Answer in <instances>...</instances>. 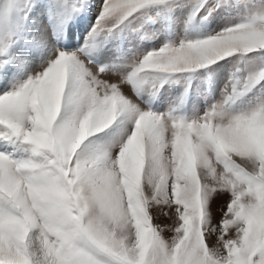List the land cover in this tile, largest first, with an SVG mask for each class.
<instances>
[{
  "label": "snow or ice",
  "instance_id": "6c2138e0",
  "mask_svg": "<svg viewBox=\"0 0 264 264\" xmlns=\"http://www.w3.org/2000/svg\"><path fill=\"white\" fill-rule=\"evenodd\" d=\"M45 3L51 33L32 26ZM88 5L0 0V264H264V0H96L83 43L57 46ZM237 5L241 19L204 38L122 59L98 48L121 32L131 43L141 18L187 9L190 24ZM233 54L249 67L202 112L140 101L171 75L186 95ZM121 116L118 138L82 146Z\"/></svg>",
  "mask_w": 264,
  "mask_h": 264
},
{
  "label": "rangeland",
  "instance_id": "374dc122",
  "mask_svg": "<svg viewBox=\"0 0 264 264\" xmlns=\"http://www.w3.org/2000/svg\"><path fill=\"white\" fill-rule=\"evenodd\" d=\"M95 2L96 0H89L87 18H84V14L81 13L77 15L76 19L69 20L67 25H60L62 35H64L66 41L65 48L79 47L80 42L75 43V40H72L69 43V30L71 32L77 31L76 33L80 36L79 39L83 40L92 22L96 19L95 11H91L95 7ZM44 10L48 24L53 25L55 21L49 19L50 13L46 3L44 4ZM217 11L220 14L215 19L212 17L207 20L197 18L190 24L185 22L188 14L187 9L181 10V14L177 12L162 13L155 22H145L144 18H141L139 24L135 21L133 22L137 26L142 25V27H140L138 34H132L136 39L131 43L128 42L124 32H121L119 36L109 37L107 41L98 38V48L105 45L107 46L106 49L108 48L112 51V58L122 59V53L126 50L129 52H146L149 49L158 48L165 42L176 43L183 37L204 38L206 35L219 31L227 25L238 22L246 10L237 5L229 11H221L219 9ZM149 15H154V13L150 12ZM59 34L61 35V33ZM141 35L144 37L143 39H140ZM56 42L57 46H61L58 41ZM237 55L233 54L227 60H221L218 64H213L206 69L193 73L186 95L184 93L183 74L171 75L168 81L159 87L155 95H152L147 86H144L140 94V101L144 106L155 112H164L170 107L179 105L180 99L183 97L184 103L180 109V114L190 116L194 114V110L202 112L209 105L221 99V91L237 68L241 70L240 73H237L239 75L243 74L246 68L249 67L244 61H237ZM4 90L3 84H0V92ZM261 91H264V88ZM252 95L253 93H249L248 96L238 101L235 107L238 109L245 108L249 103V97ZM129 126L130 121L123 116L118 117L117 121L109 129L102 130L99 134H93L92 137L86 139L82 146H87L88 144L96 146L108 143L118 138L114 135L117 130Z\"/></svg>",
  "mask_w": 264,
  "mask_h": 264
},
{
  "label": "bare ground",
  "instance_id": "6f19581e",
  "mask_svg": "<svg viewBox=\"0 0 264 264\" xmlns=\"http://www.w3.org/2000/svg\"><path fill=\"white\" fill-rule=\"evenodd\" d=\"M42 7L44 8V5H42ZM33 12H35V9H33ZM76 17H77V15L74 17V19H76ZM39 25H49V29H48V31H49V33H51L52 32V27H51V25L50 24H48V21H47V19H46V13H45V10L43 11V14H42V18L41 19H37L36 17H32V26H33V28H36V27H38ZM77 32V31H76ZM75 31H72V40H75V43H79L80 42V44L81 43H83V41H84V38H83V40H80L79 38H80V36L76 33ZM60 34L58 33L57 34V37H56V41H58L59 43H60V45H63V46H65L66 45V41H65V37H64V35H62V39L60 38ZM79 40V41H78ZM80 46V45H79ZM106 47L107 46H105L104 45V47L103 48H105V50H106V54H110V56L112 57V55H111V53H112V51H110L108 48L106 49ZM109 47V46H108ZM113 53H114V51H113Z\"/></svg>",
  "mask_w": 264,
  "mask_h": 264
}]
</instances>
